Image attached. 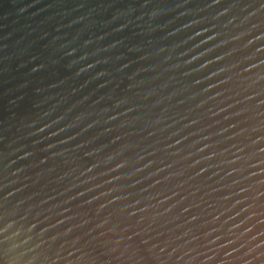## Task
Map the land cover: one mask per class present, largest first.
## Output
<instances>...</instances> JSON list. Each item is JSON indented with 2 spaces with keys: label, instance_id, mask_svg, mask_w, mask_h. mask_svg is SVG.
<instances>
[{
  "label": "water",
  "instance_id": "95a60500",
  "mask_svg": "<svg viewBox=\"0 0 264 264\" xmlns=\"http://www.w3.org/2000/svg\"><path fill=\"white\" fill-rule=\"evenodd\" d=\"M0 264H264V0H0Z\"/></svg>",
  "mask_w": 264,
  "mask_h": 264
}]
</instances>
